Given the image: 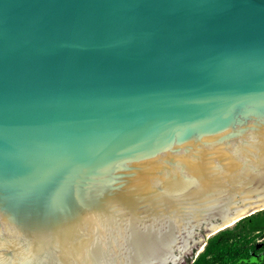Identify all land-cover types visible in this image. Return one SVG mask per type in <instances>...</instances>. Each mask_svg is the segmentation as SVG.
Returning a JSON list of instances; mask_svg holds the SVG:
<instances>
[{
    "label": "water",
    "instance_id": "obj_1",
    "mask_svg": "<svg viewBox=\"0 0 264 264\" xmlns=\"http://www.w3.org/2000/svg\"><path fill=\"white\" fill-rule=\"evenodd\" d=\"M264 210V0H0V264H190Z\"/></svg>",
    "mask_w": 264,
    "mask_h": 264
},
{
    "label": "trees",
    "instance_id": "obj_2",
    "mask_svg": "<svg viewBox=\"0 0 264 264\" xmlns=\"http://www.w3.org/2000/svg\"><path fill=\"white\" fill-rule=\"evenodd\" d=\"M261 233H264V210L240 220L231 229H225L210 237L194 263H241L243 259L250 258L257 252L250 243L255 240V235Z\"/></svg>",
    "mask_w": 264,
    "mask_h": 264
},
{
    "label": "rangeland",
    "instance_id": "obj_3",
    "mask_svg": "<svg viewBox=\"0 0 264 264\" xmlns=\"http://www.w3.org/2000/svg\"><path fill=\"white\" fill-rule=\"evenodd\" d=\"M255 236H256L255 240L250 243V246L253 245L254 248H256L257 252L253 254L252 256H250V258L243 259L241 263H233V264H264V233H261L260 235H255ZM201 252L202 251H200V253ZM200 253H198V255ZM196 258H194V260L190 264H195L194 261L196 260ZM211 264H221V262L214 261ZM225 264H228V262Z\"/></svg>",
    "mask_w": 264,
    "mask_h": 264
}]
</instances>
